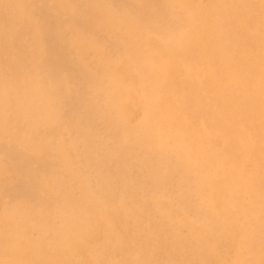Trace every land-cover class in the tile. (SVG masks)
<instances>
[{"label":"bare ground","instance_id":"1","mask_svg":"<svg viewBox=\"0 0 264 264\" xmlns=\"http://www.w3.org/2000/svg\"><path fill=\"white\" fill-rule=\"evenodd\" d=\"M60 1L79 13L81 5ZM105 3L86 17L87 28L75 13L41 38L35 33L48 17L35 12L34 0H0L7 12L0 21V264H264L263 206L251 188L256 176L240 177L216 155L202 160L190 143L166 138L167 123L152 117L161 118L155 101L168 89L170 70L187 72L185 44L214 56L208 40L223 38V14L235 2ZM238 21L248 28L245 17ZM20 47L32 55L12 59L8 51ZM43 53L53 67L42 66ZM256 57L247 92L249 108L264 121V58ZM121 64L125 76L116 75ZM208 73L219 91L243 97V78L225 60L212 59ZM75 92L94 102L88 113L99 122L85 130L80 149L60 111ZM113 126L119 131L110 134ZM17 180L32 195L6 199L4 186Z\"/></svg>","mask_w":264,"mask_h":264},{"label":"rangeland","instance_id":"2","mask_svg":"<svg viewBox=\"0 0 264 264\" xmlns=\"http://www.w3.org/2000/svg\"><path fill=\"white\" fill-rule=\"evenodd\" d=\"M87 1L89 2V0H83V2L80 3L78 0H72V4L77 6L81 5V8L78 13L73 6L75 12L70 13L68 7L71 6L67 2L65 3V1L34 0L39 6V8L35 9V12L43 16L46 14L44 16L45 20L48 17L46 20L47 25H44V30L36 31L35 36L41 38L50 37L52 34H50L47 27L53 28L55 26H62L65 22L64 20L66 18L72 20L75 13L78 23L80 20H84L83 22H85L83 23L80 21V25H78L85 26L81 27L82 29L87 28L86 26L88 23L86 17L90 18L106 8L105 0L100 1L101 3L98 7L95 6L94 0H90V3ZM113 1L119 3V1L122 0ZM233 1L235 2L234 8H230L224 12L223 20L220 23L223 38H216L219 42L218 44H220L223 39L228 45L225 48L220 47L216 45V39L211 37L208 40V43H211L209 46L211 47L210 53L215 51V55L210 56L204 49L191 51L189 48L191 45L188 46L185 44L187 51H184L180 59L185 61L187 72L183 73L181 76H177L170 70L166 76L168 89L155 101L160 107L159 110L162 113L161 118L158 115H153L152 117L159 118L163 124L167 123L164 135L166 138L168 137L171 141H174V137H176L184 143H190L191 149H196L201 153L200 157L202 160H204L206 156L210 159L214 158L216 155L219 161L217 162L218 164L224 165L225 168L226 166H233L234 171L240 177L247 176V173L252 174L253 177L256 176L253 179L258 183V186L251 188L253 192L259 196L258 198L261 199L264 214V121L249 108L251 98L247 92L248 86L251 84L250 82L254 79L255 73L259 68L255 59L259 58L256 56L263 55L261 59L264 58V1ZM41 7L42 10L40 9ZM86 7H88V9ZM66 9L71 16H67L65 12ZM53 11L54 13H52ZM80 14L82 15L80 16ZM6 17L7 12L5 8L0 5V21L4 20V22H6ZM242 17H245L249 21L248 28H245V24L238 21V19H242ZM49 18H51V20H49ZM82 23L84 25H82ZM0 24L2 23L0 22ZM22 24L26 25L25 23ZM0 30L4 31L2 28H0ZM191 31L194 30L190 29L189 32ZM61 33L63 36L70 34L68 30L67 32L66 30L64 32L62 30ZM193 37L194 36H192V39ZM196 40L197 38L193 39L192 43L196 42ZM12 41L16 42L15 44L18 46H23V43L18 42L16 39ZM183 43L185 42L183 41ZM244 46H252L253 57H249V55L243 53L242 48ZM11 47L14 46L11 44ZM26 48L28 49L27 46ZM27 49L20 47L16 54L12 53L14 52L13 50H9L8 53L11 51L10 54L12 55V59H23L27 57V55H32L33 49ZM215 58H222L226 61L228 66L240 72L244 84V90L241 92L243 97L238 93H234L235 96H233V94H224L222 91L218 90L217 82H215L208 73V63ZM42 59L45 61L41 63H46L42 64L43 67H53L54 63L48 59L45 53H43ZM68 64L71 65L70 63ZM23 65H26V62L18 63L16 68L21 70ZM73 72L77 73L75 69ZM124 72V65L121 64L117 68L116 75L125 76ZM20 81L25 82L26 78L20 79ZM78 82H80V80H78ZM83 83L84 86H87V82L83 81ZM83 96L84 94L80 95L78 92L73 93L71 97L65 100L61 105L60 110L64 113L63 117L68 119L65 120V122L72 126L68 128L71 137L74 138L75 136V142L79 139L77 142V147L79 149L82 148V142H86L85 139H87L83 134L85 130L87 131L89 128L96 130V128L99 127L98 120H93V117L88 113L89 110L92 109V106H94V102L84 100ZM93 121L96 122L95 127L93 126ZM115 131H119V128L116 126H113V128L110 127L108 130L110 134L115 133ZM95 136H97L99 142L102 140L97 134ZM81 140L83 141L80 142ZM2 145L3 144L0 143V146ZM8 145L11 146V143H8ZM105 160L106 158H102V161ZM104 166L110 168L114 165L106 163ZM86 170L93 172L88 167H86ZM32 192L33 190L28 188L27 184L22 180H17L12 185L4 186V197L6 199H10L11 196H18L22 193L30 196Z\"/></svg>","mask_w":264,"mask_h":264}]
</instances>
